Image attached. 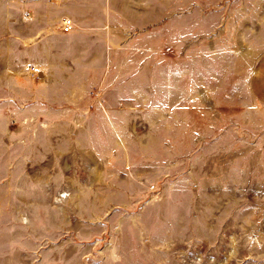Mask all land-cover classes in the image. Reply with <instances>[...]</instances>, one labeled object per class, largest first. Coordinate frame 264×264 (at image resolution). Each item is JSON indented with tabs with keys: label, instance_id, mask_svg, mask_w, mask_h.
<instances>
[{
	"label": "rangeland",
	"instance_id": "rangeland-1",
	"mask_svg": "<svg viewBox=\"0 0 264 264\" xmlns=\"http://www.w3.org/2000/svg\"><path fill=\"white\" fill-rule=\"evenodd\" d=\"M166 9L131 16L132 78L78 64L86 94L0 101V264H264V0Z\"/></svg>",
	"mask_w": 264,
	"mask_h": 264
},
{
	"label": "crops",
	"instance_id": "crops-1",
	"mask_svg": "<svg viewBox=\"0 0 264 264\" xmlns=\"http://www.w3.org/2000/svg\"><path fill=\"white\" fill-rule=\"evenodd\" d=\"M114 1L117 0H0V101L12 99L19 106L27 105L23 109L16 105V110L35 111L38 104L44 106L40 101L53 104L55 94H86L92 87L85 83L86 73L77 76L84 85L78 82L76 88L70 87L71 69L75 71L78 64H83L80 69L84 70L87 63H108L109 70L104 69L106 79L132 78V70H118L116 65L125 63L127 68V64L134 63V47H143L133 43L135 39L140 42L145 34H138L140 40L131 35L135 32L131 16L139 15L137 18L143 21L142 16L152 15V23L159 24L165 20L166 0H126L123 8L113 5ZM198 3H193V10L199 8ZM119 16H126L122 23L117 22ZM67 18L74 24L64 32L61 25ZM148 24L136 28L143 31ZM63 86L67 87L64 92L59 90ZM4 108L0 104V111ZM47 110L54 109L46 107ZM18 121L27 127L22 124L25 120ZM58 123H46L52 142L69 138L68 127L81 124L70 122L62 134L50 131ZM36 125L30 122L29 127ZM27 133L24 135L30 142L37 140V129ZM19 140L23 141L21 137Z\"/></svg>",
	"mask_w": 264,
	"mask_h": 264
},
{
	"label": "built area",
	"instance_id": "built-area-1",
	"mask_svg": "<svg viewBox=\"0 0 264 264\" xmlns=\"http://www.w3.org/2000/svg\"><path fill=\"white\" fill-rule=\"evenodd\" d=\"M73 24L74 23L72 19L69 18L65 19L62 26L63 31L69 32L72 29Z\"/></svg>",
	"mask_w": 264,
	"mask_h": 264
}]
</instances>
